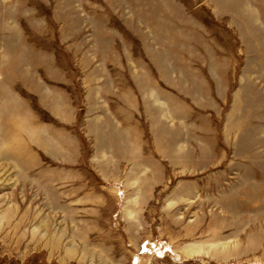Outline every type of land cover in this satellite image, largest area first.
Masks as SVG:
<instances>
[{"label": "rangeland", "instance_id": "374dc122", "mask_svg": "<svg viewBox=\"0 0 264 264\" xmlns=\"http://www.w3.org/2000/svg\"><path fill=\"white\" fill-rule=\"evenodd\" d=\"M0 264H264V0H0Z\"/></svg>", "mask_w": 264, "mask_h": 264}, {"label": "bare ground", "instance_id": "6f19581e", "mask_svg": "<svg viewBox=\"0 0 264 264\" xmlns=\"http://www.w3.org/2000/svg\"><path fill=\"white\" fill-rule=\"evenodd\" d=\"M31 232V231H30Z\"/></svg>", "mask_w": 264, "mask_h": 264}]
</instances>
